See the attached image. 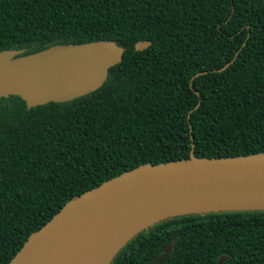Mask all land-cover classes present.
<instances>
[{
    "label": "trees",
    "instance_id": "16d2710c",
    "mask_svg": "<svg viewBox=\"0 0 264 264\" xmlns=\"http://www.w3.org/2000/svg\"><path fill=\"white\" fill-rule=\"evenodd\" d=\"M100 39L124 51L95 90L32 107L0 97V264L72 198L125 171L264 153V0H0V51ZM222 255L264 264V210L167 217L109 264Z\"/></svg>",
    "mask_w": 264,
    "mask_h": 264
},
{
    "label": "water",
    "instance_id": "95a60500",
    "mask_svg": "<svg viewBox=\"0 0 264 264\" xmlns=\"http://www.w3.org/2000/svg\"><path fill=\"white\" fill-rule=\"evenodd\" d=\"M149 44L140 41L136 49ZM123 51L111 39L57 43L24 55L18 49L1 50L0 97L17 95L32 107L82 96L104 82ZM235 210H264V153L148 163L72 198L29 235L7 264H60L88 240L154 217L109 256V264L134 235L155 222L185 213ZM170 250L171 244L166 245L158 261Z\"/></svg>",
    "mask_w": 264,
    "mask_h": 264
},
{
    "label": "bare ground",
    "instance_id": "6f19581e",
    "mask_svg": "<svg viewBox=\"0 0 264 264\" xmlns=\"http://www.w3.org/2000/svg\"><path fill=\"white\" fill-rule=\"evenodd\" d=\"M170 211L164 212V214ZM156 214L155 217H159ZM154 217L132 221L131 224L122 225L105 235H99L88 240L81 248L75 249L65 261L60 264H105L110 255L135 231L153 220Z\"/></svg>",
    "mask_w": 264,
    "mask_h": 264
},
{
    "label": "flooded vegetation",
    "instance_id": "af4514ba",
    "mask_svg": "<svg viewBox=\"0 0 264 264\" xmlns=\"http://www.w3.org/2000/svg\"><path fill=\"white\" fill-rule=\"evenodd\" d=\"M168 244H171V243H168ZM168 244H167V245H168ZM165 246H166V245H165ZM165 246H164V247H165ZM164 247H163V248H164ZM163 248H162V253H163ZM171 248H172V245H171Z\"/></svg>",
    "mask_w": 264,
    "mask_h": 264
}]
</instances>
